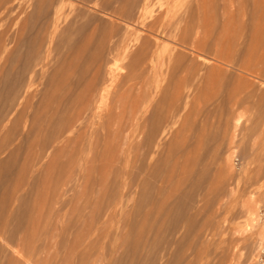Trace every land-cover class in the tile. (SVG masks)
Returning a JSON list of instances; mask_svg holds the SVG:
<instances>
[{
  "label": "rangeland",
  "instance_id": "1",
  "mask_svg": "<svg viewBox=\"0 0 264 264\" xmlns=\"http://www.w3.org/2000/svg\"><path fill=\"white\" fill-rule=\"evenodd\" d=\"M126 1L47 0L49 15L39 17V0H0V39L14 43L0 61V78L24 82L8 60L17 50L24 58L34 36L45 35L47 51L30 102L14 94L15 81L5 82L12 91L0 83V117L7 113L0 130V264H264V107L256 104L264 100V78L256 79L243 57L264 49V0H210L200 30L211 44L202 53L207 76L187 93L188 71L169 60L177 42L150 28L161 1ZM215 56L230 65L213 63ZM215 64L220 73L210 72ZM9 66L13 79L6 78ZM76 96L91 100H84L88 116L61 138L66 117L81 111L70 109ZM9 97L22 105L12 99L11 110L8 101L3 106ZM158 117L167 131L154 141L148 131ZM142 141L154 148L142 151Z\"/></svg>",
  "mask_w": 264,
  "mask_h": 264
},
{
  "label": "bare ground",
  "instance_id": "2",
  "mask_svg": "<svg viewBox=\"0 0 264 264\" xmlns=\"http://www.w3.org/2000/svg\"><path fill=\"white\" fill-rule=\"evenodd\" d=\"M15 1H18V0H15ZM123 1V0H122ZM127 1H129V0H127ZM127 1H126V3H127ZM161 2L160 3H158V5H156V6H158V11H157V13L156 14H154V16H153V18H152V22L150 23L151 24V26H150V28H151V31H153V33L155 34V36H156V38H166V39H170V37H172L174 40H175V42H177V48L176 49H173L172 47V49H170V50H172V51H169L170 53V55H169V60L173 63H175V65H176V67H178V68H180V66H181V68H180V70L181 71H188L187 73H189V75L187 74V77L185 76V78H184V80H183V82L185 83V87H184V85H182L180 82L182 81V80H180V84H178L177 86H182V88L184 87L185 89H186V93H187V91H188V89L189 90H191L190 88H192V86L194 85L195 87H196V85L198 84V82H199V80H201L204 76H207V75H205V73H204V70L206 69V65H208L209 63H206L205 62V58L202 56V53H203V51H206L205 49H207L206 47H207V45H211V44H208V42H207V37H206V39L204 38V36H202V33L200 34V30H201V28H202V23H203V19H204V15H205V12H206V9H207V7H208V5H209V3L211 2L210 0H160ZM12 1H10L9 3H11ZM46 2H47V0H39V7H40V11H39V17L41 16H45V15H49V13L46 11ZM132 2H133V0H132ZM154 2V1H153ZM6 3H7V1H6ZM123 3V2H122ZM144 5L146 6V5H148V3H149V5H150V0H145L144 2ZM211 4V3H210ZM125 5V4H124ZM129 5H130V2H129ZM148 5V6H149ZM128 6V5H127ZM155 6V7H156ZM48 7V6H47ZM129 7V6H128ZM147 7V6H146ZM146 7H144V9L146 8ZM142 9H143V7H141ZM141 9V10H142ZM48 10V9H47ZM148 10V9H147ZM145 11H146V9H145ZM153 12V11H152ZM155 12V11H154ZM48 13V14H47ZM145 13V12H144ZM149 13V12H148ZM151 13V12H150ZM3 14V13H2ZM151 15V14H150ZM260 16V15H259ZM257 17V16H256ZM261 17V16H260ZM260 17H257V19H259V20H257V21H260L261 20V18ZM142 18V17H141ZM53 20L55 21V18H53ZM54 21H53V23L52 24H54ZM255 21H256V18H255ZM262 21V20H261ZM206 23V22H205ZM206 26V25H205ZM205 26H204V28H205ZM49 27V26H48ZM256 27V26H255ZM26 28V27H25ZM25 28H24V32H25ZM150 28H148L149 30H150ZM264 28V27H263ZM262 28V29H263ZM43 29V28H42ZM41 29V30H42ZM47 29V28H46ZM257 29V28H256ZM262 29H257V30H262ZM148 30V31H149ZM48 31V29L46 30V32ZM150 31V32H151ZM207 31V30H206ZM44 32H45V30H44ZM43 33V32H42ZM41 33V34H42ZM105 33V32H104ZM205 33V32H204ZM45 33H43L42 35H44ZM47 34V33H46ZM25 35V34H24ZM208 35H209V33H208ZM3 36V38L5 37L4 35H2ZM45 36V35H44ZM44 36H40V38L39 37H36V36H34V39H32V41H30V44H31V46H30V48H31V50H29L28 48V52L27 53H25L24 52V54H25V57L23 58V56L24 55H21L23 52H21V50H20V52H21V54L19 53V52H17V51H19V50H17L16 48V53L17 54H20V55H18L17 56V54L15 55V51H14V49L13 48H11V49H13V51H14V54L13 53H11L12 55H15L14 57H16L17 58V62L15 61V60H13L14 59V57H12V55L10 56V57H12V58H10L9 60H8V62L11 64V66L13 67L12 69H14V70H16L17 71V73L14 75V74H12V73H14L13 72V70L10 68L11 66H9V69H11L10 71H7L6 72V78L9 76H11V74L12 75H14L15 77H16V75L18 74L19 75V73L22 75V77L24 78V82H17V81H15L14 79V77H12V81H13V83H14V81L16 82L15 83V85H13L11 82L12 81H9L10 80V78L8 79L7 78V81H9L10 83H11V85H13L14 87L12 88L13 89V91H16L15 93L14 92H11L12 91V89H11V85L9 84V87H8V83H7V81H6V79H4V78H0L1 79V84H2V80L4 79L5 81H4V83L3 84H6L7 85V88H9L8 90H10L11 89V91H10V93H14V94H17V97H18V99H20V98H25L26 99V96H27V101L26 102H30L29 101V99L31 98H34V96L33 95H29L30 94V86H31V84H32V82L34 81V79H36V78H39V76L41 75H43V73H39V72H41L40 71V66H41V64H42V62H43V60L45 59V55L47 54V51H46V44H45V40H44ZM104 36V35H103ZM206 36H207V34H206ZM36 37V38H35ZM105 37V36H104ZM103 37V38H104ZM150 37V36H149ZM148 37V38H149ZM152 37V36H151ZM154 37V36H153ZM152 37V38H153ZM171 38V39H172ZM1 39H2V37H1ZM1 39H0V41H1ZM25 40H26V37L24 38ZM147 38H144V40H146ZM150 39V38H149ZM154 39V38H153ZM170 39V40H171ZM3 40V44L0 42V45L2 44V46L5 44V41H7V39L5 38V40L4 39H2ZM148 40V39H147ZM155 40H158V39H155ZM174 40H172V42L174 41ZM208 40H209V38H208ZM8 41H10V40H8ZM22 41V40H21ZM20 41V42H21ZM24 41V40H23ZM149 41V40H148ZM148 41H145V42H148ZM11 42V41H10ZM9 42V43H10ZM154 41H152L151 43H153ZM159 42V41H158ZM157 42V43H158ZM209 42H211V41H209ZM213 42V41H212ZM7 43V42H6ZM9 43L6 45L5 44V46H0V47H2V49L0 48V61L3 59V57L5 56V57H8L7 56V54L9 55V51H8V48H9ZM13 42H11L10 44H12ZM24 43V42H23ZM150 43V44H151ZM159 43H161V42H159ZM14 44V43H13ZM143 44V43H142ZM147 44V43H146ZM154 44H155V42H154ZM75 45V44H74ZM158 46H159V44H157ZM176 45V44H175ZM20 46H21V44H20ZM25 47H26V45H24ZM174 46V45H173ZM257 46V45H256ZM29 47V46H28ZM152 47V46H151ZM151 47H149V48H146V52L149 50V49H151ZM175 47V46H174ZM144 48V49H145ZM210 48V47H209ZM18 49H19V47H18ZM79 49V48H78ZM77 49V50H78ZM148 49V50H147ZM256 49V48H255ZM25 50V49H24ZM76 50V51H77ZM159 50V49H158ZM220 50V49H219ZM263 50L264 49H262V51L260 52L259 51V49H257V50H255V51H259V53H257V52H255V53H252V51L251 50H249V53H248V56H250V55H252V57H253V55H255V54H257V56H259V54H261L258 58H255V57H253V59H252V57L250 58V57H248L247 58V54L246 53H244L245 54V56L243 55V57H244V59H245V57H246V61H248L247 63H249L248 65L250 66V67H252L253 68V70H251L250 72L252 73V75H254V77L256 78V79H262L263 80V78H264V52H263ZM82 51V50H81ZM189 52V53H191V55H189L190 56V59H188L189 61V63L187 62V60H186V54L187 53H185V52ZM86 52V51H85ZM146 52H144L143 53V55L146 53ZM151 52V50L149 51V53ZM163 52V51H162ZM213 52V51H212ZM220 52V51H219ZM232 51H230L229 53H231ZM247 52H248V50H247ZM254 52V51H253ZM75 53V52H74ZM215 53V52H214ZM213 53V54H214ZM217 53V52H216ZM224 53V52H223ZM229 53H228V55H229ZM252 53V54H251ZM81 54V53H80ZM79 54V55H80ZM84 54V53H83ZM162 54V53H161ZM220 54H222V53H218V55L219 56H221ZM26 55H27V57H26ZM78 55V56H79ZM85 55V54H84ZM146 55V54H145ZM144 55V57H147V55L145 56ZM149 55V54H148ZM217 55V54H216ZM20 56V57H19ZM22 56V57H21ZM73 56V55H72ZM76 56V55H75ZM188 56V55H187ZM219 56H215L214 58H213V63H217L218 65L220 64V66H223L224 67V65L226 66V65H230L229 63V59L227 60V59H225V62L223 61V59H221V57L222 56H225V54L224 55H222L221 57H219ZM233 56V55H232ZM238 56V55H237ZM240 56V55H239ZM20 58V60H22L21 58H23V61L21 62V65H19L18 64V62L20 61L19 60V58ZM74 57V56H73ZM153 58H154V56H152ZM9 58V57H8ZM76 58V57H75ZM81 58V57H80ZM224 58V57H223ZM230 58V57H229ZM242 58V57H241ZM11 59L13 60V61H11ZM248 59V60H247ZM75 59H72V61H74ZM81 60V59H80ZM140 60H141V58H140ZM139 60V62H141L142 63V61L143 60H141L140 61ZM164 60V59H163ZM167 60V59H166ZM165 60V61H166ZM207 60V59H206ZM236 60V59H235ZM243 59H241V60H239V61H242ZM3 61V60H2ZM16 62V64L18 65V70L17 69H15L14 67H16L17 65L16 64H14L15 62ZM77 61H78V59H77ZM83 61V60H82ZM88 61V60H87ZM144 61H147V60H144ZM155 61V60H154ZM185 61V62H184ZM230 61H233V60H231L230 59ZM244 61V60H243ZM243 61L241 62L242 64V67H246V66H243V64L245 63V61H244V63H243ZM137 62H138V60H137ZM139 62H138V64H139ZM187 62V63H186ZM80 63V62H79ZM78 63V64H79ZM88 63H91V62H88ZM87 63V64H88ZM143 63H145V62H143ZM171 63V64H172ZM9 64V65H10ZM77 64V65H78ZM231 64H233L232 62H231ZM14 65V66H13ZM71 65H73L72 63H71ZM91 65V64H90ZM143 64H141V66H142ZM165 65H167V64H165ZM175 65H171V66H174L175 67ZM217 65V66H218ZM234 65H236L235 63H234ZM238 65H240V62H239V64H237V66ZM240 65V66H241ZM245 65V64H244ZM247 65V68L245 69L246 71L244 72V71H241L242 73H247V72H249V66ZM21 66H22V68H21ZM68 66V65H67ZM75 66V65H74ZM212 66V65H211ZM216 66V64L214 65V66H212L211 68L212 69H210V72L212 71V73L214 74L215 72H217V73H220L221 71V68H220V66L218 67V68H216L215 67ZM239 66V69L238 70H240V67ZM20 67V68H19ZM88 67V66H87ZM170 67V66H169ZM1 68V67H0ZM7 68V67H6ZM68 68V67H67ZM255 68V69H254ZM258 68V69H257ZM19 69H20V72H19ZM21 69H23L22 70V73H21ZM62 69V68H61ZM61 69H60V71H61ZM218 69H220V70H218ZM223 69V68H222ZM2 70H3V68H2ZM180 70H178L177 69V71H180ZM206 70H208V68L206 69ZM242 70H244V69H242ZM6 71V70H5ZM5 71H4V73H5ZM84 71V70H83ZM181 71H180V73H181ZM19 72V73H18ZM174 72V71H173ZM206 72V71H205ZM240 72V71H239ZM2 73V72H1ZM4 73H3V75H4ZM11 73V74H10ZM57 74L59 73V72H56ZM56 73H54L55 74V76H57V74ZM61 73V72H60ZM59 73V74H60ZM63 73V72H62ZM185 73V72H184ZM65 74V73H64ZM209 75H211V77L210 78H212V74H210V73H208ZM21 75H19V78H20V76ZM69 75V74H68ZM177 75V74H176ZM183 75V74H182ZM240 75V74H239ZM238 75V76H239ZM54 76V77H55ZM60 76V75H59ZM214 76V75H213ZM237 76V77H238ZM251 76V75H250ZM4 77H5V75H4ZM53 77V78H54ZM82 77V76H81ZM85 77V76H84ZM216 77V76H215ZM244 77V76H243ZM16 78H18V77H16ZM51 79V81L52 82H54L55 80L54 79H56V78H54V79ZM61 78V77H60ZM65 78H67L66 76L64 77V79ZM132 78V77H131ZM21 79V78H20ZM19 79V80H20ZM59 79V78H58ZM63 79V78H62ZM69 79V78H68ZM82 79H84V78H82ZM60 80V79H59ZM239 80H240V78H239ZM21 81V80H20ZM66 81V80H65ZM79 81H80V79H79ZM243 81H244V79H243ZM245 81H246V78H245ZM6 82V83H5ZM67 82H69V81H67ZM67 82H66V84H67ZM133 82V81H132ZM182 82V83H183ZM197 82V83H196ZM248 82V81H247ZM61 83V82H60ZM195 83H196V85H195ZM262 83V82H261ZM2 84V85H3ZM63 84H64V82H63ZM65 84V85H66ZM245 84V83H244ZM248 84V83H247ZM2 85H0V86H2ZM62 85V84H61ZM64 85V86H65ZM70 85H73V84H70ZM70 85H68L69 86V88H70ZM242 85V84H241ZM74 86V85H73ZM78 86H80V85H78ZM78 86H75V88L77 89V87ZM193 86V87H194ZM248 86V85H247ZM262 88L264 89V83H262ZM62 87H63V85H62ZM242 87V86H241ZM4 88H5V86H4ZM6 88V89H7ZM72 88V87H71ZM182 88H179V89H181L182 90ZM178 89V88H177ZM240 90H241V88H239ZM5 90V89H4ZM7 90V91H8ZM7 91H5V92H7ZM56 91V90H55ZM70 91V90H69ZM184 89L181 91V92H179V90H176V92H178V93H182L181 95L179 94H177L176 93V98H181V96H184L183 94H184ZM245 91V90H244ZM243 91V92H244ZM45 92V91H44ZM72 92V91H71ZM144 92V91H143ZM189 92V91H188ZM191 92V91H190ZM246 92V91H245ZM250 92V91H249ZM256 92V91H255ZM261 94L263 95V91L261 90ZM57 93V92H56ZM248 93V92H247ZM46 94V93H45ZM146 93L144 92V95H145ZM189 94V93H188ZM253 94V93H252ZM256 94V93H255ZM7 95H12V94H8L7 93ZM50 95V94H49ZM63 95H66V94H62V96ZM143 95V94H142ZM151 95V94H150ZM186 95V94H185ZM248 95H251L250 93H248L247 94V96ZM257 95H260V93L259 94H257ZM13 96V95H12ZM29 96H31V97H29ZM42 96V95H41ZM72 96V95H71ZM70 96V97H71ZM79 96V95H78ZM139 96H141V93L139 94ZM146 96H148L147 94H146ZM164 96V95H163ZM180 96V97H179ZM187 96V95H186ZM251 96H254V95H251ZM14 97H16V96H14ZM16 97V98H17ZM20 97V98H19ZM46 97V96H45ZM77 97V96H76ZM76 97H74L73 99H71V103H70V105H73L72 107L73 108H70L72 111L74 110H81L80 112H77L76 111V113H74V115L76 114V117L74 118L73 117V120H71L72 118H70V117H66L67 118V122H66V120H65V123H67V124H65L64 123V125H62L61 127H60V132H58V133H60V135H61V138L67 133V130L68 129H70L71 130V128H73L74 126L77 128V130H78V122H80L81 120H82V122H83V120H85L84 119V117H85V115H87L88 116V114H86V111H88V109L86 108L87 107V105H86V103L84 102V100H86V101H89V100H87L88 99V96L87 97H85V96H82V97H84V98H86V99H83V98H78L77 97V99H76ZM120 97V96H119ZM259 97H263V96H259ZM42 98V97H41ZM63 98H65V96L63 97ZM149 98V97H148ZM250 98V97H249ZM253 98V97H252ZM264 98V97H263ZM5 99V98H4ZM9 99V100H8ZM13 98L12 97H9V98H7V100L5 101V102H3V106L5 105L4 103H7V101H8V103H9V101H10V103H9V105H8V103L6 104L9 108L8 109H10L11 110V100H12ZM60 99V98H59ZM166 99V98H165ZM179 99H178V101H179ZM182 99V98H181ZM14 100H17V99H13L12 101H13V103H14V105L17 103V101H18V103H19V101L20 100H17V101H15L14 102ZM24 100V99H23ZM46 100H48V99H46ZM45 100V101H46ZM61 100H63V99H61ZM144 100H145V103H147V101H146V99H145V96H144V98H143V103H144ZM55 101V100H54ZM66 101V100H65ZM72 101H74V102H72ZM181 101V100H180ZM261 101V100H260ZM263 99H262V102H260V103H256V104H259V105H261V107H264V106H262V104L261 103H263ZM1 102V101H0ZM21 102H22V99H21V101H20V104H21ZM83 102H84V105H83ZM91 102V100L87 103V104H89ZM141 102V101H140ZM257 102H259V101H257ZM2 103V102H1ZM25 103V102H24ZM65 103V102H64ZM138 103H139V101H138ZM138 103H137V106H135V108L137 107H139L138 106ZM142 102H141V104H143ZM245 103V102H244ZM26 104V103H25ZM34 104H36V103H34ZM58 104V103H57ZM92 104V103H91ZM140 104V103H139ZM141 104H140V106H141ZM255 104V105H256ZM2 105V104H1ZM5 105V106H6ZM13 105V104H12ZM22 105V104H21ZM27 105H28V103H27ZM149 105H152V104H149ZM258 105V106H259ZM6 106V107H7ZM24 106V105H23ZM29 106V105H28ZM57 106V105H56ZM84 106H86V107H84ZM89 106V105H88ZM143 106V105H142ZM141 106V107H142ZM144 106H146V105H144ZM158 106V105H157ZM170 106H171V104H170ZM174 106V105H173ZM248 106V105H247ZM32 107V106H31ZM42 107V106H41ZM58 107V106H57ZM56 107V108H57ZM89 107H92V106H89ZM149 107V106H148ZM176 107V106H175ZM13 108H16L15 106L13 107ZM19 108H20V106H19ZM56 108H55V111H56ZM171 108V107H170ZM169 108V109H170ZM259 108V107H258ZM3 109H6L5 107H1V111L3 110ZM142 109V108H141ZM144 109V108H143ZM142 109V110H143ZM177 109V108H176ZM179 109V108H178ZM264 109V108H263ZM262 108L261 109H259L260 111L261 110H263ZM16 110V109H15ZM18 110H20V109H18ZM22 110V109H21ZM20 110V111H21ZM28 110V109H27ZM63 110V109H62ZM136 110V109H135ZM146 110H147V107H146ZM162 110V109H161ZM0 111V112H1ZM7 111V110H6ZM6 111H4V112H6ZM12 111H14V110H12ZM72 111H70L69 113V116H71V114L73 115V112ZM137 111V110H136ZM138 111H139V108H138ZM169 111V110H168ZM8 112H9V110H8ZM57 112V111H56ZM135 112V111H134ZM164 112H165V110H164ZM171 112H173V111H171ZM170 112V113H171ZM11 113V112H10ZM21 113V112H20ZM22 113H23V111H22ZM25 113H26V111H25ZM24 113V114H25ZM55 112H53V114H54ZM58 113V112H57ZM60 113V112H59ZM139 113V112H138ZM143 113V112H142ZM153 113V112H152ZM167 113V112H166ZM260 113H262V112H260ZM5 114V113H4ZM3 114V115H4ZM14 114V113H13ZM19 114V111L17 112V115ZM137 114V113H136ZM144 114H145V112H144ZM172 114V113H171ZM1 115H2V113H1ZM2 115V116H3ZM9 116H12V113H11V115L10 114H8ZM21 115H23V114H21ZM51 115H52V113H51ZM64 115V114H63ZM66 115V114H65ZM167 115H169V113H167ZM175 115V114H174ZM2 116L0 117L1 119H2ZM5 116H7V113H6V115ZM5 116H3V119H6L7 117H5ZM8 116V117H9ZM53 116V115H52ZM58 115H56L55 117L56 118H59L58 119V124L61 122L60 120V118H63V116H61V117H57ZM141 116V115H140ZM165 116V115H164ZM5 117V118H4ZM139 117V116H138ZM50 118V117H49ZM48 118V119H49ZM54 117H52L51 119H53ZM65 118V119H66ZM68 118H70V120L68 119ZM88 118V117H87ZM141 118V117H140ZM159 118V117H158ZM157 118V120L156 121H154V122H157L156 124H155V126L160 122V123H162L161 122V120H160V118L158 119ZM164 118V117H163ZM3 119L2 120H0V123H1V121H3ZM9 119H10V117H9ZM155 119H156V116H155ZM162 119V118H161ZM8 120V119H7ZM11 120V119H10ZM160 120V121H159ZM165 120V119H164ZM9 121V120H8ZM18 121V120H17ZM57 121V120H56ZM63 121V120H62ZM7 122V121H6ZM50 122V121H49ZM64 122V121H63ZM5 123V122H4ZM3 123V124H4ZM53 123H55V121L53 122ZM52 123V124H53ZM62 123V122H61ZM5 124H7V123H5ZM39 124V123H38ZM56 124V123H55ZM58 124H56V127L54 126V128H57V125ZM167 124V123H166ZM35 125V124H34ZM33 125V126H34ZM37 125V124H36ZM60 125V124H59ZM59 125H58V127H59ZM82 125H83V123H82ZM81 125V126H82ZM153 125V124H152ZM165 125V124H164ZM3 125H2V123H1V125H0V130H1V127H2ZM39 126V125H38ZM4 127V126H3ZM2 127V129H4ZM7 127V126H6ZM41 127V126H40ZM140 127V126H139ZM157 127H158V125H157ZM156 127V129H154V125L152 126V128H151V130L150 131H148L149 133H147V134H149L150 136H151V138L153 139L154 138V141L156 140V138L158 137L159 139L161 138L160 137V134L163 132V134H165V132L167 131V128H165L162 132H161V129L159 128H157ZM167 127V126H166ZM35 128V127H34ZM49 128V127H48ZM47 128V129H48ZM52 128V127H51ZM53 128V129H54ZM82 128V127H81ZM164 128V127H163ZM35 129H37V128H35ZM41 128H39L38 130H40ZM45 129H46V127H45ZM57 129H59V128H57ZM75 129V128H74ZM48 130H50V129H48ZM64 130H66V132L63 134V136H62V134H61V132L63 131L64 132ZM76 130V129H75ZM45 134V133H44ZM50 134H51V132H50ZM54 134H56L57 135V133H53L52 135H54ZM55 135V136H56ZM162 135V134H161ZM36 136V135H35ZM79 136V135H78ZM163 136V135H162ZM4 137V136H3ZM18 137V136H17ZM57 137V136H56ZM164 137V136H163ZM162 137V138H163ZM49 138V137H48ZM47 138V139H48ZM51 139H53L52 138V136L50 137ZM59 138V137H58ZM146 138H147V136H146ZM161 138V139H162ZM60 139V138H59ZM58 139V140H59ZM50 140V139H49ZM57 140V139H56ZM79 140V139H78ZM157 141V140H156ZM160 142V141H159ZM53 143V142H52ZM142 145H141V143H140V146L139 147H141V146H143V145H146L143 141H142ZM146 143H147V141H146ZM38 144V143H37ZM77 144V143H76ZM150 143L148 142V146H145L146 147V149H149L150 147H151V145H152V143L149 145ZM160 144V143H159ZM158 144V145H159ZM44 145V144H43ZM35 146V145H34ZM137 146V145H136ZM150 146V147H149ZM154 146L156 147L157 145H155L154 144ZM152 147H153V145H152ZM1 148V147H0ZM6 148V147H5ZM30 148V147H29ZM154 148V147H153ZM72 149V148H71ZM146 150L145 148H144V146H143V148H142V151H144V150ZM152 148H150L149 150H147V152L149 151L150 152V150H151ZM2 150V149H1ZM141 150V149H140ZM2 152V151H1ZM178 152V151H177ZM170 153H172V152H170ZM26 154V153H25ZM148 154V153H147ZM55 156V155H54ZM145 156V155H144ZM26 157V156H25ZM43 157V156H42ZM62 157V156H61ZM27 158V157H26ZM40 158V157H39ZM14 159V158H13ZM111 161V160H110ZM70 163V162H69ZM26 163L24 162L23 163V165H25ZM64 164V163H63ZM71 164V163H70ZM62 165V164H61ZM226 167V166H225ZM229 167V166H228ZM25 168H26V166H25ZM143 168V167H142ZM227 168V167H226ZM230 168V167H229ZM228 168V169H229ZM225 169V168H224ZM231 169V168H230ZM229 169V170H230ZM63 170V169H62ZM156 170V169H155ZM154 170V168H153V173H155V172H157V170L155 171ZM171 170V169H170ZM225 170H227V169H225ZM224 170V171H225ZM263 170V169H262ZM143 171V170H142ZM155 171V172H154ZM172 171H175V169L173 168V170ZM231 171V170H230ZM57 172V171H56ZM144 172V171H143ZM158 173V172H157ZM174 173V172H173ZM47 174V173H46ZM64 174V173H63ZM224 174H225V172H224ZM227 174V173H226ZM264 174V173H263ZM58 175V174H57ZM130 175V174H129ZM152 175V174H151ZM154 175V174H153ZM155 175H156V173H155ZM155 175H154V177H155ZM223 175V174H222ZM221 175V176H222ZM64 176V175H63ZM158 176V175H157ZM156 176V177H157ZM173 177H174V175H172ZM23 177V176H22ZM151 178H153V177H151ZM161 178V177H160ZM162 178H164V177H162ZM170 178H172V177H170ZM155 179V178H154ZM157 179V178H156ZM225 179V178H224ZM158 180V179H157ZM152 181V180H151ZM161 181L163 182V180L161 179ZM171 181H173V178H172V180ZM180 181V180H179ZM229 181V180H228ZM161 182V183H162ZM169 182V181H168ZM149 184V183H148ZM152 184V183H151ZM147 185V184H146ZM148 186V185H147ZM152 186V185H151ZM175 187V186H174ZM172 188V187H171ZM170 188V189H171ZM181 188V187H180ZM147 189V188H146ZM157 189H159V188H157ZM163 189V188H162ZM162 189H159V190H162ZM173 189V188H172ZM264 189V188H263ZM51 190V189H50ZM129 190V189H128ZM159 190H157L159 193L161 192V191H159ZM174 190V189H173ZM49 191V190H48ZM143 192V191H142ZM173 192V191H172ZM174 193V192H173ZM172 193V194H173ZM123 194H124V192H123ZM144 195V194H143ZM160 195V194H159ZM145 196V195H144ZM170 196H171V194H170ZM170 196H169V198H170ZM7 197V196H6ZM5 197V198H6ZM43 197V196H42ZM160 197V196H159ZM174 197V196H173ZM4 198V199H5ZM169 198H167L166 200H168ZM193 198V197H192ZM196 198V197H195ZM171 199V198H170ZM106 200V199H105ZM157 201V200H156ZM155 201V202H156ZM252 201V200H251ZM121 202V201H120ZM253 202V201H252ZM166 204V203H165ZM156 205V204H155ZM163 205V204H162ZM161 204H160V207L162 206ZM248 205H249V203H248ZM38 206V205H37ZM111 206V205H110ZM158 206H159V203H158ZM3 207V206H2ZM117 207V206H116ZM248 207H250V206H248ZM252 207V206H251ZM33 208H35V207H33ZM164 208V207H163ZM168 208V207H167ZM170 210V209H169ZM95 214H96V212H95ZM113 214H114V212H113ZM148 215V214H147ZM97 216V215H96ZM113 217V216H112ZM92 218V217H91ZM148 218V217H147ZM168 219V218H167ZM40 220V219H39ZM42 220V219H41ZM103 220V219H102ZM35 221V220H34ZM98 221V220H97ZM38 223V222H37ZM154 223V222H153ZM152 224V223H151ZM122 225V224H121ZM153 225V224H152ZM32 227H33V225H32ZM104 227V226H103ZM152 227V226H151ZM39 228V227H38ZM88 228V227H87ZM105 228V227H104ZM139 228V227H138ZM34 229V228H33ZM158 229V228H157ZM122 230V229H121ZM120 230V231H121ZM142 230V229H141ZM151 230V229H150ZM0 231H1V229H0ZM2 233V232H1ZM104 233H105V231H104ZM1 235V234H0ZM32 235V234H31ZM36 235V234H35ZM157 236V235H156ZM6 237V236H5ZM4 237V238H5ZM28 237H30V236H28ZM33 237V236H32ZM31 237V238H32ZM33 239V238H32ZM31 239V240H32ZM54 239V238H53ZM121 239V238H120ZM29 242L28 240H27V238H26V233H25V235L23 234V237H21L20 238V242L22 243V245L24 246V247H26V243L27 242ZM92 241V240H91ZM147 241V240H146ZM31 242V241H30ZM31 243H33V241L31 242ZM30 244V243H29ZM31 245V244H30ZM34 244H32V246H33ZM51 245V244H50ZM127 246V245H126ZM79 247V246H78ZM28 248V247H27ZM78 250V249H77ZM120 250V249H119ZM77 256V255H76ZM54 259V258H53ZM118 259V258H117ZM45 260V259H44ZM52 261V260H51ZM50 263V262H49ZM47 264V263H46ZM58 264V263H57Z\"/></svg>",
  "mask_w": 264,
  "mask_h": 264
}]
</instances>
